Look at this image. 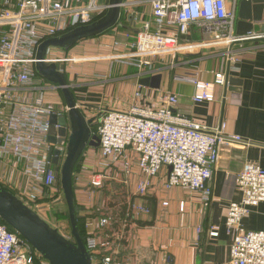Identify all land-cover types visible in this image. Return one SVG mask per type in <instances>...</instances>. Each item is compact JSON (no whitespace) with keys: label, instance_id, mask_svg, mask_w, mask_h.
<instances>
[{"label":"built area","instance_id":"2783aa9c","mask_svg":"<svg viewBox=\"0 0 264 264\" xmlns=\"http://www.w3.org/2000/svg\"><path fill=\"white\" fill-rule=\"evenodd\" d=\"M238 1H126L122 9L130 14L129 20L139 18L141 26L137 32L120 34L122 40L114 41L112 46L124 51L112 58L136 69V77L141 78L158 73L162 64L172 68L175 58L185 52L264 38V34L234 32ZM144 6L149 8L147 20L142 19L143 12L129 13ZM108 8V0H0V188L14 190V195L40 217L41 200L52 197L54 202L60 201L55 198L60 196V190L49 159L52 146L48 143L49 118L65 115L67 108L48 99L60 88L37 74L36 53L44 41L97 21ZM191 28L207 32L209 38L195 42L181 40L190 34ZM50 48L44 58L46 64L64 68L65 63L74 59L51 57ZM178 79L200 90L193 95L194 101L212 100L205 91L207 86L195 78ZM216 80L217 84L223 82ZM176 104V96L170 94L157 107L140 103L129 110L105 111L99 118L84 114L87 120H93L96 131L92 133L99 139L97 151L88 149L87 159L91 158V163L100 161L103 167L88 174L74 171L73 184L86 177L93 192L104 185L118 184L129 208L124 216L108 209L96 210L97 214L93 208L87 213L90 217L84 224V246L92 264H131L111 252L113 240L123 236L118 230L129 219L148 213L147 208L130 199L150 193L152 180L163 169L167 170L165 190L179 188L190 196L197 195L206 207L212 192V175L223 148L246 145L237 136H225L223 128L212 132L183 117L174 111ZM60 150L62 162L65 148ZM4 166L9 168L5 170ZM8 174L21 178L22 184L13 185ZM235 185L240 201L231 202L224 217V228L231 240L229 264H264V230L250 231L242 225L250 210L264 203V169L258 164H244L235 177ZM186 208L187 203H179L180 213ZM54 228L71 240V235ZM209 235L217 233L212 230ZM0 264L48 263L0 220Z\"/></svg>","mask_w":264,"mask_h":264},{"label":"crops","instance_id":"0c3cea01","mask_svg":"<svg viewBox=\"0 0 264 264\" xmlns=\"http://www.w3.org/2000/svg\"><path fill=\"white\" fill-rule=\"evenodd\" d=\"M135 11L143 12L144 20L149 18L148 6L131 9L129 13ZM124 14L125 25L118 24L109 33L80 41L70 50H62L63 56L57 55L74 58L64 64L62 74L77 108H82L88 117L99 118L105 111L129 110L140 103L157 107L166 95L171 94L177 98L175 112L201 123L212 132L223 128L225 136H237L246 145L223 148L212 175V192L206 207L202 206L197 195L190 196L179 188L165 190L163 182L167 170L163 169L152 180L150 193L130 199L147 208L148 213L129 219L123 228H119L123 236L113 240L111 252L117 259L131 264H229L231 240L224 228V217L227 206L240 201L235 177L246 163L258 164L264 169V42L247 40L230 47H211L179 54L172 68L162 64L161 70L153 75L161 76L159 89H153L139 84L140 79L152 76L137 78L136 69L112 58L124 51L112 46L114 41L122 40L120 34L137 32L141 26L139 18L134 21L128 19L130 14H126V9ZM234 32L238 35L249 32L264 34V0L237 2ZM208 38L207 32L191 28L190 34L181 40L195 42ZM180 77H193L206 85L205 91L212 100L194 101L193 95L198 90L192 83L179 80ZM227 77L237 82L231 86L233 90L226 89ZM216 79L223 82L217 84ZM48 99L56 106L65 105L60 90ZM88 149L82 154V165L94 164L90 162L91 158L87 159ZM8 175L13 185L22 184L18 176ZM75 186L84 188L75 192L76 205L84 208L80 216L93 208L118 211L121 216L126 214V199L123 205L105 199L97 202L98 191L88 188L86 177ZM112 186L123 194L118 184ZM56 197L60 199L59 195ZM45 199L40 201L41 207L51 210L56 202L52 197ZM163 202L167 206H163ZM180 202L187 203L184 213L179 212ZM242 225L250 231L264 230V203L252 208ZM212 230L216 236L209 235Z\"/></svg>","mask_w":264,"mask_h":264},{"label":"water","instance_id":"95a60500","mask_svg":"<svg viewBox=\"0 0 264 264\" xmlns=\"http://www.w3.org/2000/svg\"><path fill=\"white\" fill-rule=\"evenodd\" d=\"M124 2L125 0H108L109 8L103 17L89 25L79 26L60 37L44 41L36 53L35 69L37 74L60 88L67 108L65 115L49 118L48 142L52 145L49 149L51 164L53 166L60 165L59 181L67 208L71 240L62 236L56 228L51 227L14 194L2 188H0V220L24 239L48 264H92L77 226V220L80 219V213L84 211V208L74 203L75 192L84 188L73 184L72 175L83 152L87 148L97 149L99 139L93 135L91 130L93 120H87L83 112L76 106L70 86L60 72L63 65L44 62L46 51L49 47L68 51L80 41L99 37L112 30L120 22ZM259 40L264 42V38ZM160 81L161 76L158 74L140 79L139 84L159 89ZM235 83H237L236 80L227 77L226 89L233 90L231 86ZM238 83L240 84V82ZM62 147L65 148V154L61 162L62 152L60 149Z\"/></svg>","mask_w":264,"mask_h":264},{"label":"trees","instance_id":"16d2710c","mask_svg":"<svg viewBox=\"0 0 264 264\" xmlns=\"http://www.w3.org/2000/svg\"><path fill=\"white\" fill-rule=\"evenodd\" d=\"M125 20L126 19H125V14H124V9H123L121 12V18H120V23H119L120 26L126 24ZM108 33H109V31H108ZM91 129L93 132H95L96 126L94 125ZM82 158H83V155L78 160V162L74 168V171H76L80 167V164L82 162ZM57 187L60 190V201L56 202V205H52L51 207L53 209L48 210V213L51 215V218H52V221L54 224L53 226L58 227L61 233L70 235V224H69L68 213H67V208L65 206V203H64L63 207L58 206V205L63 204V200H62L63 194L61 191L59 180L57 181ZM1 188L6 190V191L11 192L12 194H14V192H13L14 190H12V189L3 188L2 186H1ZM74 203L76 205L75 197H74ZM80 215H81V213H80ZM86 215L87 214H85L84 216H81L80 219L77 220L78 231H79L81 238H83V239H85V231H84L85 220H86V218L90 217V216H88V215L86 216Z\"/></svg>","mask_w":264,"mask_h":264},{"label":"rangeland","instance_id":"374dc122","mask_svg":"<svg viewBox=\"0 0 264 264\" xmlns=\"http://www.w3.org/2000/svg\"><path fill=\"white\" fill-rule=\"evenodd\" d=\"M63 54H64V52H62V50H59L58 48H55V47H51L50 48V56L51 57H54V56H57V55L58 56H63ZM116 62H118V61H116ZM99 163L101 164L102 162L95 161V163L91 164V165L90 164L82 165V162H81L80 167L77 169V172L81 171L83 174H88V173H91V172H97L101 167H103ZM122 196L123 195H122L120 189H118L117 187H114L112 185H104L103 189H101L100 191L97 192V198H98L97 202L100 203L101 201H103L105 199V201L112 200V201H116V203H118V204H122L123 205V204H125V200H124V198H122ZM62 200H63V204H61V206L63 207L64 206V199L62 198ZM95 212L97 214L99 213L96 210H95ZM39 214L41 215L43 220H45L51 227H53L54 224H53L51 215L48 213V211L43 209L41 211V213H39Z\"/></svg>","mask_w":264,"mask_h":264},{"label":"flooded vegetation","instance_id":"af4514ba","mask_svg":"<svg viewBox=\"0 0 264 264\" xmlns=\"http://www.w3.org/2000/svg\"><path fill=\"white\" fill-rule=\"evenodd\" d=\"M53 167H54L53 169L55 170V179H56V182H57L59 180L60 165H57V166L54 165ZM51 209H53V208H51Z\"/></svg>","mask_w":264,"mask_h":264}]
</instances>
